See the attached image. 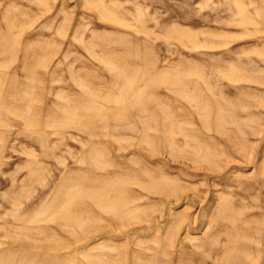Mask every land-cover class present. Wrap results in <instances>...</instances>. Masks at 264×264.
<instances>
[{
	"label": "rangeland",
	"instance_id": "1",
	"mask_svg": "<svg viewBox=\"0 0 264 264\" xmlns=\"http://www.w3.org/2000/svg\"><path fill=\"white\" fill-rule=\"evenodd\" d=\"M0 264H264V0H0Z\"/></svg>",
	"mask_w": 264,
	"mask_h": 264
},
{
	"label": "bare ground",
	"instance_id": "2",
	"mask_svg": "<svg viewBox=\"0 0 264 264\" xmlns=\"http://www.w3.org/2000/svg\"><path fill=\"white\" fill-rule=\"evenodd\" d=\"M119 210V209H118ZM123 211V210H122ZM119 215V214H118ZM127 215V214H126Z\"/></svg>",
	"mask_w": 264,
	"mask_h": 264
}]
</instances>
